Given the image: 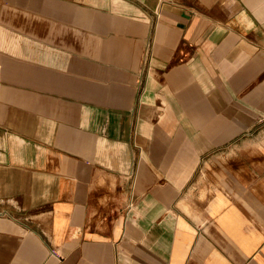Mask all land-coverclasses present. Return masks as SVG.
I'll use <instances>...</instances> for the list:
<instances>
[{"label": "crops", "instance_id": "0c3cea01", "mask_svg": "<svg viewBox=\"0 0 264 264\" xmlns=\"http://www.w3.org/2000/svg\"><path fill=\"white\" fill-rule=\"evenodd\" d=\"M0 264H264V0H0Z\"/></svg>", "mask_w": 264, "mask_h": 264}]
</instances>
